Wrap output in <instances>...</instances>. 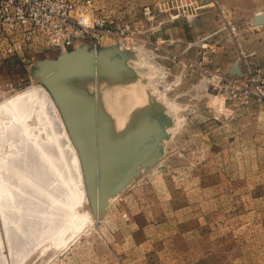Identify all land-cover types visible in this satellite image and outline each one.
Segmentation results:
<instances>
[{"label": "rangeland", "instance_id": "obj_1", "mask_svg": "<svg viewBox=\"0 0 264 264\" xmlns=\"http://www.w3.org/2000/svg\"><path fill=\"white\" fill-rule=\"evenodd\" d=\"M74 2L91 27L65 54L45 40L8 52L13 43L0 39V102L47 88L93 219L64 245L48 246L53 231L44 233L18 264H264V92L243 95L253 77L263 84L264 0ZM66 83L79 86L70 108L59 91ZM98 101L135 106L131 119L152 107L177 127L135 136L126 156L105 165L88 120Z\"/></svg>", "mask_w": 264, "mask_h": 264}, {"label": "bare ground", "instance_id": "obj_2", "mask_svg": "<svg viewBox=\"0 0 264 264\" xmlns=\"http://www.w3.org/2000/svg\"><path fill=\"white\" fill-rule=\"evenodd\" d=\"M112 75L111 78L116 80V75ZM82 83L86 84L83 81ZM113 83L115 84V81ZM95 84L97 83L95 82ZM72 86L70 83H66L59 88L62 98L69 108V103L72 104L73 102L69 96H73V88L75 91L77 87L79 88L76 85ZM46 89L42 86H32V88L0 102V228L3 229L2 222H4L5 230L2 234L3 239L0 235V264H7L10 258L14 264H18L21 257L25 255L26 248L28 250L35 244V241H42L41 239L46 232L53 231L54 234H47L50 238L48 246L56 247L66 244L69 242L68 239L73 240L72 237L75 240L93 221L90 213L81 209L86 202L87 193L78 154L75 148H70L68 135H63L66 131L65 122L52 95ZM149 98L151 100L150 106H154L156 102L151 97ZM158 101H160L159 98ZM79 102L82 103V101L77 103ZM101 102L98 104V113L96 114L97 111L93 112L88 108L91 112L87 116H90L92 112L96 115L92 113V117H86L89 118V121L90 119L93 121L91 122L92 125L97 121L96 125L99 128L98 144L108 156L103 160L105 165L115 160L114 158L118 155L126 156V153L123 154L122 152L131 146L135 136L146 131L148 133L150 129L155 127L156 130H163L164 133H169L177 127L175 124L174 126L171 123L168 124L170 122L168 120L173 119L172 121H174L171 115L170 119L169 116L164 118V113H158L156 109H151L148 112L152 107H149V110L146 109V114L144 112L134 114L136 115L134 121L133 118H130V114L135 106H127L126 109L125 106L117 107L114 105L109 107L104 102L101 104ZM80 105L84 107V104ZM142 109L145 110V108ZM165 111L169 112L170 110ZM80 112L82 113V109ZM119 113L123 114L120 115ZM31 117L36 118L35 123ZM167 125L173 127L167 130ZM8 136L13 138L9 139ZM134 144L132 143L133 146ZM126 146L127 148H124ZM68 151L70 152L69 155ZM108 198L102 200V203L109 204L107 201L110 199L108 200ZM66 213L69 215L66 217L67 223L64 221L62 223L64 218L60 221L61 215L66 216ZM60 222L65 228L60 229L62 228L61 225H57ZM1 231L0 233H2ZM42 249L47 248L44 246Z\"/></svg>", "mask_w": 264, "mask_h": 264}, {"label": "built area", "instance_id": "obj_3", "mask_svg": "<svg viewBox=\"0 0 264 264\" xmlns=\"http://www.w3.org/2000/svg\"><path fill=\"white\" fill-rule=\"evenodd\" d=\"M76 10L74 0H0V39L13 43L8 52L23 48L29 40H45L50 47L65 52L74 45L75 35L91 27L88 16L74 15ZM93 33L96 35L95 29ZM258 81L254 77L250 80L251 85L243 91L245 97L264 92V79L262 87Z\"/></svg>", "mask_w": 264, "mask_h": 264}, {"label": "water", "instance_id": "obj_4", "mask_svg": "<svg viewBox=\"0 0 264 264\" xmlns=\"http://www.w3.org/2000/svg\"><path fill=\"white\" fill-rule=\"evenodd\" d=\"M62 54H65V52H63Z\"/></svg>", "mask_w": 264, "mask_h": 264}]
</instances>
